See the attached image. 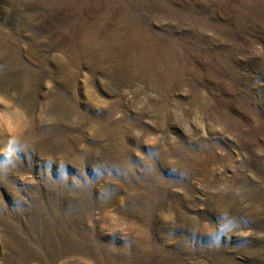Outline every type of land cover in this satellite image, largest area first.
<instances>
[{"label":"rangeland","instance_id":"374dc122","mask_svg":"<svg viewBox=\"0 0 264 264\" xmlns=\"http://www.w3.org/2000/svg\"><path fill=\"white\" fill-rule=\"evenodd\" d=\"M0 264H264V0H0Z\"/></svg>","mask_w":264,"mask_h":264}]
</instances>
